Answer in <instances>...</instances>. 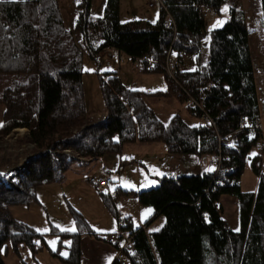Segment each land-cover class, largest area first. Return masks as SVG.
Returning a JSON list of instances; mask_svg holds the SVG:
<instances>
[{
	"label": "trees",
	"instance_id": "trees-1",
	"mask_svg": "<svg viewBox=\"0 0 264 264\" xmlns=\"http://www.w3.org/2000/svg\"><path fill=\"white\" fill-rule=\"evenodd\" d=\"M91 2L77 0L70 28L59 0H0V142L24 128L21 144L32 146L20 167L4 170L12 158L0 157V264H6L10 254L27 264L25 248L33 257L46 251L61 264H81L82 236L102 235L72 205L75 229L49 222L46 232L16 218L12 208L39 202V187L62 182L73 164L85 163L66 150L97 159L120 154L124 145L137 142L163 144L171 155L221 154L227 159L221 160L216 176H161L153 188H118L119 195L135 196L153 209L151 222L163 219L161 227L148 231L131 229L129 221L122 225L134 242L131 250H124L130 264H264L261 155L249 158L258 177L256 189L246 192L240 187L249 152L262 135L240 127L242 116L256 122L260 117L242 0H160L155 20L129 21L120 20L119 0H106L96 16L91 15ZM225 4L229 16L224 24L206 30L205 9L219 14ZM259 4L264 28V0ZM204 47L207 57L201 62ZM107 48L142 70L147 61L138 60L149 55L152 71L161 73L167 85L146 93L126 87L115 72H94L106 116L92 123L82 78L87 59L96 62ZM170 50L180 61L182 55L195 56L196 68L167 75ZM147 96L174 98L201 122L189 125L178 114L163 122L146 104ZM84 123L89 125L82 127ZM222 195L237 200L236 230L223 217ZM50 238L56 239L54 246Z\"/></svg>",
	"mask_w": 264,
	"mask_h": 264
},
{
	"label": "rangeland",
	"instance_id": "rangeland-1",
	"mask_svg": "<svg viewBox=\"0 0 264 264\" xmlns=\"http://www.w3.org/2000/svg\"><path fill=\"white\" fill-rule=\"evenodd\" d=\"M103 2L104 0H93V12L91 11L92 16H96L101 13ZM76 3L77 0H61L62 10L65 13L67 21L66 23L70 28H73L76 17ZM122 5L126 7V4H124V0H122ZM148 5V0H141L136 7L137 13H135V11L133 10L126 11L123 8L122 18L135 19L136 17L148 18L151 16H156V13L159 10V5L156 3V5L152 8ZM242 8L245 11V16L248 22L249 29L251 31V45L254 55L255 68L257 71V78L258 81H261L259 107L261 110V117L263 119V126L261 125L262 131L264 127V28L261 24L259 0H242ZM224 9L227 10L224 11ZM228 16L229 5L227 4L221 7L219 14H214L212 12L206 13L204 16L206 30H211L213 28L222 26ZM99 57L100 61L93 62L94 65L90 67L89 65H85V70L87 71V73L84 74L82 78L85 104L88 110L87 113L89 112V116H91V118L93 119L92 123L98 122L99 120L104 119L106 116L105 109L102 113H96L102 110L103 102L98 80L94 72L106 71V69L104 68H111V66L102 63L105 57H102V55H99ZM178 60L180 61V58ZM95 63L97 64L95 65ZM112 63L113 62H111V65H113ZM120 66L123 67V70L129 71L126 75H124V78H126V80H131L134 78L138 79L142 81L140 83L142 88L144 89L154 87L153 85H155L162 79L160 73L157 72L134 71L132 69L133 62L127 58L126 62L122 65L120 64ZM158 99L162 102L153 103V106L155 108V112L163 121L167 120L168 116H170L171 114V103H173L174 106L181 105L177 102H174L175 100H165L167 98ZM2 110L3 106L0 105V117ZM185 115L189 124H194L197 122L196 118L191 117L187 113ZM86 125L89 124L84 123L82 127ZM25 131L26 130L24 128L18 129L10 133L7 137L4 138L2 142H0V157L3 158L8 156L12 158V162L9 165L10 167L3 168L4 170L20 167L30 157V154H27L26 149H29L32 146L21 144L23 138H25ZM143 144L152 145L148 143ZM155 145L157 147L164 148L163 144L159 143ZM123 148L124 149L121 153L122 156L120 155V158H134L135 162L131 163L122 161L121 163H118L116 167L117 172H112V177L115 178L118 187L126 188L125 190H135L137 192L156 187L159 184V180L158 177H152L153 172H156L155 174H157L159 177L163 176L165 173L162 172L161 168H157V171H154L153 167L151 166L152 159L148 155L147 149H136L135 146L128 144H126ZM66 151L72 154V156H76V158L82 159L83 161H85V163L73 164L65 172V177L62 182L39 187L37 189L39 202H33L29 206H18L12 208L14 216L16 218L24 220L39 232L48 231L49 222L50 224L60 229L72 230L75 229L74 220L69 211V205H72L89 221V224L95 231L101 233L102 227L107 230V228L109 227V223H114L115 218L112 212L115 209L111 202H106L108 207H105L104 209L107 216L102 217V195H100L99 191L89 183L88 179L91 176L108 174L104 173V166H107L113 159L117 160L118 156L107 155L103 158L100 157L97 159H84L82 157H79V155L74 150L70 149ZM256 154H260L262 157V172L264 173V149L259 151L256 145L249 152L248 158L246 160V165L240 179L241 190L246 192L254 191L257 186L258 178L251 170L249 159ZM165 157V159L161 158L163 165L164 167H170V159L172 158V156L165 152ZM2 161H4V159ZM180 167L181 166L173 170L170 175L165 176L175 177L181 175ZM4 173H6V171ZM9 173L10 171L8 172V174ZM13 174H11V176H13ZM15 176H17V174ZM40 199L42 200V202ZM220 203L223 206V217L226 219L228 224L234 230H236L238 228V206L236 198L229 195H222L220 197ZM42 205L44 206V208ZM49 241L51 246H54L56 243L55 238H50ZM22 253L28 264H36L26 248L23 249ZM36 258L40 264H61L56 259L52 258L46 251L37 253ZM6 263L19 264L13 254H10V257L6 258Z\"/></svg>",
	"mask_w": 264,
	"mask_h": 264
},
{
	"label": "crops",
	"instance_id": "crops-1",
	"mask_svg": "<svg viewBox=\"0 0 264 264\" xmlns=\"http://www.w3.org/2000/svg\"><path fill=\"white\" fill-rule=\"evenodd\" d=\"M59 1H60V5H61V0H59ZM105 1L106 0H104V2H103L102 11H103ZM140 1L141 0H124V4H126V7H124L122 5V0H119L120 20L121 21L134 20V19H129V18H122L123 8L126 11H132L133 10V11H135V13H137L136 7L140 3ZM157 4L160 7L161 4H159V3H157ZM155 5L156 4L151 6V8L154 7ZM61 9H62V5H61ZM91 11L93 12V0L91 2ZM102 11H101V13H102ZM159 11L160 10H158V12L156 13V16H151L148 18L136 17L135 19L155 20L159 15ZM62 12H63V10H62ZM214 14H217V13H214ZM64 16H65V13H64ZM249 40H250L251 54H252L253 62H254L255 82H256L257 95H258V100H259L261 81L260 80L258 81V78H257V71L255 68L254 55H253V50H252V45H251V31L249 34ZM102 57H105V59H104L105 62L103 61L102 63L105 65L111 66V68H104V69H106V71H109V72L117 73V75L120 77L123 84L128 88L137 89V90H140V91H143L146 93H152V92H155L158 90H163L166 88L167 82L165 80V77L161 73H160V75H161L162 79H161V81H158L156 83L158 85L155 84L156 86L153 85L154 87H151L149 89H144V88H142L141 83H140L142 81L135 79V78L131 79V80H126V78H124L125 77L124 75H126L129 72V71L123 70V67L120 66V64L122 65L126 62V58L124 56L102 54ZM206 57H207V49L204 47L202 50V54H201V62H204ZM99 58L100 57L98 56L97 61H100ZM181 61L184 65L185 71H193L197 66V62L195 61V56L182 55ZM111 62H113L112 63L113 65H111ZM86 65H89V67H90L94 64H93V61L88 59L86 62ZM145 68H146V66H145ZM132 69L136 72H143L146 70L149 71L147 68H146V70H142V67H140V65H138L136 63H133ZM140 70H142V71H140ZM157 73H159V72H157ZM158 98H167V97L147 96V97H145V102L151 108L153 107L152 109L154 110L155 108L153 106V103L162 102V101H159ZM165 100H175V99L174 98H167ZM163 102H166V101H163ZM174 102L179 103L176 100ZM165 104H168V103H165ZM179 104H181V103H179ZM170 108L172 109L170 111L171 114H170V116H168L167 120L163 121L161 119L163 122H167L173 115L179 113L180 116L182 115L181 117L183 118V120L186 123H188V120L186 119V115H185L186 113L188 114V112L186 111L184 104L174 106L173 103H171ZM86 110H87V106H86ZM259 110H260V107H259ZM102 112H104V106H103L101 111L96 112V113H102ZM259 115H260L259 122L263 126V123H262L263 119L261 117V110H260ZM191 117H193V116H191ZM194 118H196V117H194ZM196 119H197L196 123H194V124L188 123V124L189 125H196V124L201 122L199 118H196ZM261 132H262L261 133L262 135H261L259 142L257 144L259 151L264 149V148L259 147V144L262 141L264 143V127H263V130ZM148 144H152V145H145L143 143H131L128 145H133V146H135L136 149H138V148L139 149H147V153L150 156V158L152 159L151 160V166L153 167L154 171H157L156 170L157 168H161L162 172L165 173L163 176L170 175V173H172V171L177 169L179 166H181L180 167L181 175H200V174L212 171V169L209 165V159H210L209 155L208 156H197L194 154H173V155L170 154L172 156V158L170 159L171 165H170V167H167V166L164 167L161 158H164V159L166 158L165 157V152H166L165 147L161 148V147H157L155 145V144H159V143H148ZM121 153L120 154H110V155L118 156L117 157L118 159L117 160L113 159L112 161H110V163L107 166H104V169H105L104 173H108L106 175H109L112 177V172H114L117 169L116 167H117L118 163H121L122 161L123 162H131V163L135 162L134 158H125V159L120 158ZM110 155H108V156H110ZM105 156H107V155H105ZM103 157L104 156H102V158ZM164 159H163V161H164ZM251 170H252V168H251ZM155 173L156 172H153L152 177H155V178L158 177V179H159L160 177ZM106 175H98L95 177H97L98 179H101V178L105 177ZM112 179H113L112 183L110 185H107L103 192H101L96 187H94V186L93 187L99 191L100 195H102V217L107 216L105 213V209H104L105 207H108L106 202H111V204L113 205V207L115 209L112 212L113 216L115 218V221L112 224L109 223V227L107 228V230L102 227V232H101L102 239H96V238L91 237L89 235H83L82 236L81 244H80L81 252H82L81 264H110L114 260V257H115L116 251H117V247L121 246L124 239L121 238V239L115 240L113 242H108L107 236H109L113 233H116V234L120 233L122 225L126 224L127 221H129V223L131 225V229L143 227V228H145L146 231H148L149 229H151V230L158 229L163 224V219L161 217H158L151 222L153 214H154L153 209L149 206L141 205L135 196L119 195L118 194V188H121L123 190H125L126 188L118 187V184H116L115 178L112 177ZM113 191L116 192L115 197H111V193ZM133 191H135V190H133ZM37 195H38V192H37ZM109 195L111 198L109 197ZM41 202H42V200H41ZM16 210H18V209H16ZM115 211H116V213H115ZM120 213L125 216V218L123 220L118 218ZM13 214H14V212H13ZM148 221H149V225L146 226V224H148ZM8 257H10V255ZM31 258L35 261L36 264H40L38 262L36 256H34V257L31 256ZM17 261H18V259H17ZM18 263L21 264L19 261H18Z\"/></svg>",
	"mask_w": 264,
	"mask_h": 264
},
{
	"label": "built area",
	"instance_id": "built-area-1",
	"mask_svg": "<svg viewBox=\"0 0 264 264\" xmlns=\"http://www.w3.org/2000/svg\"><path fill=\"white\" fill-rule=\"evenodd\" d=\"M148 2H149L150 7L156 3L161 4L160 0H148ZM205 10H206V12H209V13L210 12L215 13L212 10H210L209 8H206ZM102 54H104V55H120V53L117 50L109 49V48L104 49L102 51ZM178 59H179V57L177 56V54L170 50L169 55H168V59L166 62V66H165L167 75L171 76L175 71H183L184 70V65H183L182 61H179ZM144 61H147L145 66L149 71H152V69L155 68L154 62L151 61V59L149 58V55H144L142 58H140L138 60V62H142V63H144ZM210 86H212V85H210ZM188 102L192 103L193 101L189 100ZM240 127H247L250 130V132H255L256 130L261 131V129H262L261 123L259 121L258 122L251 121L247 117H243V116L240 118ZM259 147L260 148L264 147L262 142L259 144ZM222 159H227V158L221 154H216V155L210 156L209 165L212 169V171H210V172L214 173V176H216V173L220 169V164H221ZM12 178H13V176L10 177V179H12ZM88 181L92 186L96 187L101 192H103L105 187L112 183L113 179L111 176H105L101 179H98L95 176H91L88 179ZM215 183H217V181H215ZM115 196H116V192L113 191L111 193V197H115ZM109 197H110V195H109ZM118 218L123 220L125 218V216L120 213ZM121 238L124 239V241L121 244V246L117 247V251H116L114 260L118 264H130L128 255L124 252V250L129 251L133 248V246H134L133 240L126 233L122 232V230H121L120 233H117V234L113 233V234L107 236V241L113 242V241L121 239Z\"/></svg>",
	"mask_w": 264,
	"mask_h": 264
},
{
	"label": "snow or ice",
	"instance_id": "snow-or-ice-1",
	"mask_svg": "<svg viewBox=\"0 0 264 264\" xmlns=\"http://www.w3.org/2000/svg\"><path fill=\"white\" fill-rule=\"evenodd\" d=\"M227 9H224V11H226Z\"/></svg>",
	"mask_w": 264,
	"mask_h": 264
}]
</instances>
